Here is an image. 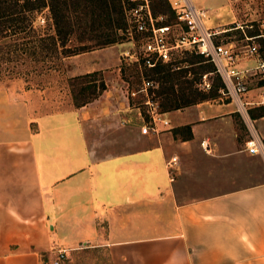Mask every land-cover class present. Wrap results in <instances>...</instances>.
<instances>
[{
    "label": "crops",
    "instance_id": "1",
    "mask_svg": "<svg viewBox=\"0 0 264 264\" xmlns=\"http://www.w3.org/2000/svg\"><path fill=\"white\" fill-rule=\"evenodd\" d=\"M118 45L60 60L70 75L102 72L80 106L70 89L58 109L39 88L18 101L0 90V264H53L57 248L74 264L86 247L99 264H264V81L242 95L245 113L217 93L161 109L157 134L130 120V149L98 154L85 120L120 98ZM251 134L258 152L244 149Z\"/></svg>",
    "mask_w": 264,
    "mask_h": 264
},
{
    "label": "rangeland",
    "instance_id": "2",
    "mask_svg": "<svg viewBox=\"0 0 264 264\" xmlns=\"http://www.w3.org/2000/svg\"><path fill=\"white\" fill-rule=\"evenodd\" d=\"M110 1L112 2L113 0ZM192 1L195 5H202L204 8L212 11L213 16L208 20V24L211 23L210 25L216 28H229L228 30H224L217 34V38L224 41H243L245 40V35H256L254 40L259 45V51L264 54V37L259 35L264 34V0ZM151 2L155 12L164 13L168 22L174 21L172 6L169 0H151ZM213 2H216V7H213ZM122 4L130 5V1L125 0V3L122 2ZM113 5H116L115 8L118 10L119 0H114ZM113 5L110 4L112 8L114 7ZM94 10L99 12L100 16L105 13L103 12V7L94 8ZM44 16L45 12L38 15V17ZM112 16L114 17L112 18V25H116L119 20L121 21L120 25L121 23L123 25L122 29L115 28L114 32L117 37L116 43L119 44V76L122 80H125V83L122 82L123 84L120 85V98L115 99L112 97L111 92L107 93L112 102L107 111H100V116L101 114L104 115L97 120H85L89 138L92 141H95L96 139L94 138H97L96 141H99V146L97 148L98 154H105L106 152L114 150L130 149V133H135L130 131V120L138 119L142 121L143 118L147 120L146 108L143 104L144 97L142 93L137 92L134 95L130 94V91L137 90L141 86L142 77L140 68L123 54L124 50H130V43L127 41L125 34L122 33L126 24L122 21L121 12L113 10ZM100 23L101 22L96 21L95 24L99 25ZM104 30L107 31L106 28H104ZM76 32H78V30ZM94 33H99V31L96 30ZM3 42L5 43L4 48H0V90L3 91L6 89L8 92L12 93L10 98L13 100L17 98L24 99V96L20 93L27 87L39 88L42 97L45 100H48L46 104L49 103L46 107H44L45 109L63 108L71 101V98L66 95L68 93V89H70V93L72 95V88L76 93L82 87V84H87L86 81L81 84V80L102 77V72L97 71L95 75L87 76L81 79H71L76 75L84 73L70 75L69 70H71V64L61 62L58 59H54V63L50 62L52 67L46 69L45 62L29 61L25 58L21 59L17 54L15 55V53L12 54L9 53V51L6 52L7 46L10 45L8 44L10 39L4 38ZM7 53L9 56H7ZM8 57L12 58V60L9 61ZM200 58L203 57H198L194 53H179L177 58L171 63L175 66V68L169 72L171 73V76L167 73V71H165L163 72V77H160L158 81L155 80L156 77L154 78L155 82L154 88H152V95L159 101L163 100L164 96H176L182 100V98L191 97L192 95L200 97V95L203 94L216 95L219 93L218 88L221 86V81L218 75L211 70L213 68L211 62L202 60L201 63L194 61L192 64H189L191 61ZM176 64L181 66V68L176 69ZM186 65H189L188 68H186L187 71L183 70ZM206 72L208 73L207 78L210 81V88H203L201 86L203 74ZM147 76H149V74H147ZM172 81L174 82L173 88L171 87ZM70 82L73 83V86ZM157 90L161 93H158ZM89 92L90 90L87 89L86 93ZM110 109L113 110L112 115H109V112L111 111ZM122 120H124V123H122ZM135 126L138 127L137 131L139 132L140 124L135 123ZM94 249L95 248L92 247H86L82 250L74 249L72 252L77 253L80 251L79 253L82 254H75V256L70 259L74 262V264H99L98 260L95 259ZM66 255L68 256L65 257L60 264L65 263L69 259V254ZM100 255L104 257V261L107 263L105 253H101Z\"/></svg>",
    "mask_w": 264,
    "mask_h": 264
},
{
    "label": "built area",
    "instance_id": "3",
    "mask_svg": "<svg viewBox=\"0 0 264 264\" xmlns=\"http://www.w3.org/2000/svg\"><path fill=\"white\" fill-rule=\"evenodd\" d=\"M128 1L130 5L123 4L126 26L122 33L130 43V50H124L123 54L140 68L141 86L130 94L141 92L144 97L148 118L141 125L142 133L157 134L160 124H168L162 116L158 99L152 95L154 80L145 76L144 69L172 63L179 53L201 54L211 62L212 71L221 81L219 94L238 103L245 113V105L249 101L243 100L242 95L259 87L258 82L264 80V54L254 40L256 35H245V42L217 38V34L225 29L207 25V8L195 5L192 0H169L173 22H168L164 13L155 12L151 0ZM122 2L125 3V0ZM259 35L264 37V34ZM207 74H203V88L211 86ZM259 95L258 102L264 103V89ZM244 149L252 153L260 151V139L251 134L244 142ZM65 257L66 249L57 248L53 264H60Z\"/></svg>",
    "mask_w": 264,
    "mask_h": 264
},
{
    "label": "trees",
    "instance_id": "4",
    "mask_svg": "<svg viewBox=\"0 0 264 264\" xmlns=\"http://www.w3.org/2000/svg\"><path fill=\"white\" fill-rule=\"evenodd\" d=\"M113 1L0 0V48H4L3 39L9 38L8 44L10 45L7 46L6 52L15 53L21 59L45 62L46 69H49L52 67L50 62L54 63V59L62 60L64 56L114 44L117 42L114 30L115 28L122 29L123 25L122 23L120 25V20L116 25H112V18H114L112 11L122 13L123 23H125V17L122 1L119 0L118 10L115 8L116 5H113ZM110 4L114 7L112 8ZM100 7H103V12L106 14L100 16V13L94 10V8ZM43 12H45V16L38 17ZM96 21L101 23L96 25ZM77 30L78 32H76ZM96 30L99 33H94ZM194 54L203 57L201 54ZM7 56H9L8 53ZM8 60L10 61L12 58L8 57ZM202 60L205 58L193 60L189 64L194 61L201 63ZM188 66L186 65L183 70L187 71ZM174 68L175 66L171 63H162L153 69L145 68L144 73L149 74L153 79L156 77L155 80L158 81L160 77H163V72L169 73ZM180 68L181 66L176 64V69ZM96 73L97 71H92L76 75L71 79H81ZM169 75L171 76V73ZM81 81V84L84 81L87 84H82L78 92L75 93L72 88L73 101L77 106L95 98L105 87V83L100 77ZM70 84L73 86L72 82ZM173 86L174 82L172 81L171 87L173 88ZM87 89L90 90L89 93H86ZM157 91L161 93L159 90ZM208 96L212 95L203 94L200 97L192 95L182 98V100L176 96H164L163 100H159V105L160 109L178 107ZM261 109L264 111V106Z\"/></svg>",
    "mask_w": 264,
    "mask_h": 264
}]
</instances>
